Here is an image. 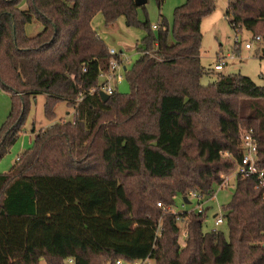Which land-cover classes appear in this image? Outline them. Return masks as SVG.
Here are the masks:
<instances>
[{"label":"trees","instance_id":"1","mask_svg":"<svg viewBox=\"0 0 264 264\" xmlns=\"http://www.w3.org/2000/svg\"><path fill=\"white\" fill-rule=\"evenodd\" d=\"M139 9L135 0H0V85L13 98L0 161L20 137L31 98L46 96L50 121L61 102L75 111L0 174V264H264V190L255 178L238 176L223 207L228 237L204 231L208 209L172 212L178 195L213 198L241 159L244 130H254L264 168V87L202 65V22L215 0H187L173 27L161 16L156 31ZM98 14L107 26L124 17L147 31L145 51L137 46L142 56L125 70L130 94L105 102L90 92L111 60H122L93 28ZM226 18L235 32L264 36V0H229ZM34 21L43 30L29 37Z\"/></svg>","mask_w":264,"mask_h":264},{"label":"rangeland","instance_id":"2","mask_svg":"<svg viewBox=\"0 0 264 264\" xmlns=\"http://www.w3.org/2000/svg\"><path fill=\"white\" fill-rule=\"evenodd\" d=\"M187 0H165L162 7H159L158 0H149L146 9L140 8L138 11V19L141 22L149 21L151 27L157 26L160 22V17L167 19L170 28L173 27L175 10L184 5ZM229 0H215L216 10L206 17L202 22V53L201 63L206 69H214L218 64L219 59L232 53L235 49V41L238 36L242 41V47L239 50L240 57L233 62H230L223 71L219 72L224 75L242 74L253 80L258 86L264 87V36L263 40L258 42L253 38V34L246 30L239 33L235 32L226 18ZM93 28L97 31L101 39L105 42L109 51L114 50L124 62L123 68L130 69L142 56V52L137 49L145 47L142 45L143 40L147 37V31L140 26L129 27L126 24L124 17H120L113 25L107 26L102 14H98L93 20ZM43 30V27L38 22L27 24L25 27L26 34L29 37H34ZM158 33V32H157ZM239 34V35H237ZM173 40V38H171ZM251 43L252 50H246L244 45ZM123 77V82L117 84L116 81L112 86L120 95H128L131 92L130 85L126 78L125 71L119 73ZM216 74L205 76L202 80L204 86H208L216 81ZM99 82L102 84L103 79ZM46 96L43 94L37 95L36 98H31L27 104L28 114L25 125L23 126L17 142L11 147L10 151L0 161V174L8 173L12 167L19 161L22 155L31 149L37 135L60 121L73 122L75 119V111L67 106L66 102H61L55 109L56 119L50 121L45 116ZM13 104L12 95L6 92L0 85V130L8 120ZM21 106V105H20ZM19 159V160H18ZM228 185L220 188L216 185L215 198L210 200H198L183 195H178L175 198L172 212L176 215L184 213L198 212L199 205L201 208H209L208 219L204 222V231H221L228 237L229 231L226 224L215 227L214 220L222 215L223 207H228L233 199L237 189V173L236 168L229 173ZM188 199V203L185 202ZM184 222L179 221L181 228L180 244L184 245ZM41 264H46L42 261ZM64 264H68L67 261ZM105 264H110L105 263Z\"/></svg>","mask_w":264,"mask_h":264},{"label":"built area","instance_id":"3","mask_svg":"<svg viewBox=\"0 0 264 264\" xmlns=\"http://www.w3.org/2000/svg\"><path fill=\"white\" fill-rule=\"evenodd\" d=\"M153 30L156 31L157 26H154ZM254 39L258 42L263 40L261 36H256ZM241 47H242V41H240L237 36L236 41H235V49L233 50V52L228 54L225 57L220 58L218 64L214 67V70L216 72H221L224 70L226 66L229 65L230 62H233L236 59H238L240 57L239 50L241 49ZM244 48L246 50H252L253 45L251 43H246L244 45ZM109 52L112 56H119L114 50L109 51ZM122 66H124L123 61L119 62L115 59H112L110 62L109 72L101 73L100 75V79H103L104 82L102 84L100 83L98 88L93 89L90 92V95L93 96L96 92L98 93L104 92L108 96L115 94L116 90L112 86V83L114 81H116L117 84H120L123 82V77L119 73L122 70L125 71L126 67L123 68ZM79 100L81 101L82 98H80ZM240 149H241V159L235 167L237 177L241 176L245 178H255L258 183L257 188L264 190V168H261L259 164L258 142L255 138L254 130L250 129V130L243 131ZM228 176L229 174L222 175V182L219 185L221 189L228 185V180H229ZM188 197L201 200L196 193H190ZM214 198H215V195L211 199H214ZM158 206L160 208L163 207L162 204H158ZM202 206H203L202 204L199 205L200 209L198 210V212L200 213H202L205 209V208H201ZM224 214L225 212L223 211L221 216H219L218 218H215L214 220L215 227H219L224 224ZM185 238H186V232L184 231V245H185ZM66 261L68 264H74L73 259H69ZM116 264H153V261L150 257L143 259V260H133V261L119 259L116 261Z\"/></svg>","mask_w":264,"mask_h":264},{"label":"water","instance_id":"4","mask_svg":"<svg viewBox=\"0 0 264 264\" xmlns=\"http://www.w3.org/2000/svg\"><path fill=\"white\" fill-rule=\"evenodd\" d=\"M149 0H135V4L138 8H142L147 5ZM126 70V69H125ZM100 98L105 102L109 99V96L105 94L104 92L100 93ZM185 202L188 203V199L185 198Z\"/></svg>","mask_w":264,"mask_h":264},{"label":"crops","instance_id":"5","mask_svg":"<svg viewBox=\"0 0 264 264\" xmlns=\"http://www.w3.org/2000/svg\"><path fill=\"white\" fill-rule=\"evenodd\" d=\"M206 209L210 210L209 208H206ZM208 214H209V211H208Z\"/></svg>","mask_w":264,"mask_h":264}]
</instances>
